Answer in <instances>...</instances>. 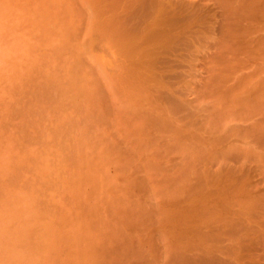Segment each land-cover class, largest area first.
<instances>
[{
  "label": "rangeland",
  "instance_id": "rangeland-1",
  "mask_svg": "<svg viewBox=\"0 0 264 264\" xmlns=\"http://www.w3.org/2000/svg\"><path fill=\"white\" fill-rule=\"evenodd\" d=\"M223 1L0 0V264H264V25Z\"/></svg>",
  "mask_w": 264,
  "mask_h": 264
},
{
  "label": "bare ground",
  "instance_id": "bare-ground-1",
  "mask_svg": "<svg viewBox=\"0 0 264 264\" xmlns=\"http://www.w3.org/2000/svg\"><path fill=\"white\" fill-rule=\"evenodd\" d=\"M223 1V0H222ZM228 1V0H227ZM224 2V1H223ZM225 2H226V0H225ZM230 2H232L231 4H230ZM160 3V2H159ZM206 3H207V1H206ZM217 4V3H216ZM228 9L229 10H227V9H225V10H227L225 13L227 14V12H229L228 13V17L227 16H225L224 14H222V16L223 17H226V24L228 23V21H229V23H231V25H234L235 27L236 26H238L239 24H241V23H239V22H241V21H244V20H246L247 22V25L245 26V29L248 31V30H250V31H257V30H261L262 29V27H263V25H264V0H229V2H228ZM160 7V6H159ZM158 7V8H159ZM219 7H220V5H219ZM226 7H227V5H226ZM226 7H223V8H221V10H222V13L225 11L224 10V8H226ZM155 10V9H154ZM160 10H162L161 8H160ZM209 10V9H208ZM220 10V9H219ZM224 10V11H223ZM159 12V11H158ZM161 12V11H160ZM221 13V12H220ZM221 16V15H220ZM221 16V17H222ZM232 17V18H230V17ZM222 17V18H223ZM224 20V19H223ZM170 21V20H169ZM210 21V20H209ZM231 21V22H230ZM222 22H224V21H222ZM206 23V22H205ZM228 23V24H229ZM133 24V23H132ZM230 25V24H229ZM163 26V25H162ZM166 26V25H165ZM201 26V25H200ZM213 26V25H212ZM234 26H233V28H234ZM226 27V26H225ZM228 27V26H227ZM194 28V27H193ZM207 28V27H206ZM224 28V27H223ZM243 29H244V27H243ZM245 29H244V31H245ZM263 29H264V27H263ZM204 30V29H203ZM225 30H226V28H225ZM214 31V30H213ZM264 31V30H263ZM158 32H160V31H158ZM262 32V31H261ZM180 34V33H179ZM232 35H234V37H237V34H236V31H234L233 33H231ZM230 34V35H231ZM245 34H246V31H245ZM255 35V34H254ZM175 36V35H174ZM202 36V35H201ZM229 36V35H228ZM246 36V35H245ZM252 36V35H251ZM205 37V36H204ZM232 37V36H231ZM230 37V38H231ZM233 37V38H234ZM247 37V36H246ZM263 37V36H262ZM252 38V37H251ZM254 38V37H253ZM195 39V38H194ZM199 39H201V38H199ZM229 39V38H228ZM239 39V38H238ZM237 39V40H238ZM241 39V38H240ZM255 40H256V42H254V43H256L257 44V46H260L259 44H260V42H261V40L262 39H260V41H259V43H258V41H257V39L256 38H254ZM184 40V39H183ZM207 40V39H206ZM230 40V39H229ZM232 40V39H231ZM235 40V39H234ZM237 40H235L236 42H237ZM250 41H251V44H250V42H248L249 44L248 45H250V49L251 50H253L251 47H252V45H253V39H249ZM259 40V39H258ZM264 40V39H263ZM200 41V40H199ZM220 42V41H219ZM225 42V41H224ZM223 42V43H224ZM239 42V41H238ZM264 42V41H263ZM262 42V43H263ZM139 43H140V41H139ZM235 43V42H234ZM203 44V43H202ZM221 44V43H220ZM219 44V45H220ZM226 44V43H225ZM224 44V45H225ZM180 45V44H179ZM222 45V44H221ZM220 45V46H221ZM227 45V44H226ZM237 45V44H236ZM262 45V44H261ZM264 45V44H263ZM262 45V46H263ZM200 46V45H199ZM222 47V46H221ZM229 47V46H228ZM233 47H235V46H233ZM232 47V48H233ZM203 48V47H202ZM212 48V47H211ZM225 48V47H224ZM230 48V47H229ZM237 49V51H239V48H236ZM259 49H261V48H259ZM143 50V49H142ZM255 50H256V48H255ZM263 50V49H262ZM230 51V50H229ZM228 51V52H229ZM245 51V50H244ZM244 54V53H243ZM242 54V55H243ZM246 54H247V52H246ZM237 55V54H236ZM241 55V56H242ZM251 55V54H250ZM248 56V55H247ZM212 57V56H211ZM224 57H225V59H226V56L224 55ZM246 57V56H245ZM252 57V56H251ZM215 59V58H214ZM217 59V58H216ZM228 59V58H227ZM226 59V60H227ZM250 59V58H249ZM257 59V58H256ZM190 60V59H189ZM212 60V59H211ZM225 60V61H226ZM234 60V59H233ZM228 61V60H227ZM232 61V60H231ZM189 62V61H188ZM194 62V61H193ZM229 62V61H228ZM238 62V61H237ZM263 62H264V60H263ZM213 64V63H212ZM219 64V63H218ZM238 64V63H237ZM256 64V63H255ZM117 65V64H116ZM206 65V64H205ZM220 65V64H219ZM194 66V65H193ZM211 67V66H210ZM218 67V66H217ZM222 67V66H221ZM220 67V68H221ZM216 68V67H215ZM231 68V67H230ZM229 68V69H230ZM118 69V68H117ZM192 70H193V68H192ZM191 70V71H192ZM196 70V69H195ZM198 70V69H197ZM224 70V69H223ZM232 70V69H231ZM243 70V69H242ZM149 71V70H148ZM216 71H218V69L216 70ZM233 71V70H232ZM208 72V71H207ZM220 72V71H219ZM226 72V71H225ZM229 72V71H228ZM235 72V71H234ZM242 72V71H241ZM184 73V72H183ZM186 73V72H185ZM218 73V72H217ZM221 73V72H220ZM233 73V72H232ZM171 74V73H170ZM226 74V73H225ZM139 75V74H138ZM184 75V74H183ZM220 75V74H219ZM263 75V74H262ZM146 76V75H145ZM187 76V75H186ZM214 76V75H213ZM224 76V75H223ZM140 77V76H139ZM212 77V76H211ZM240 77V76H239ZM256 77V76H255ZM202 78V77H201ZM208 78V77H207ZM224 78H225V76H224ZM231 78V77H230ZM229 78V79H230ZM257 78V77H256ZM196 79V78H195ZM261 80V79H260ZM198 81V80H197ZM206 81V80H205ZM209 80H207V82H208ZM211 81V80H210ZM144 82V81H143ZM142 82V83H143ZM229 82H231V80L229 81ZM250 81L248 80V83H249ZM217 83V82H216ZM233 83V82H232ZM251 83H253V82H251ZM219 84H224V83H219ZM258 84V83H257ZM189 85V84H188ZM229 85V84H228ZM161 86V85H160ZM202 86V85H201ZM205 86H206V84H205ZM212 86H217V85H213L212 84ZM226 86V85H225ZM182 87V86H181ZM190 87V86H189ZM184 88V87H183ZM224 88V87H223ZM243 88V87H242ZM263 88V87H262ZM185 89V88H184ZM218 89V88H217ZM230 89V88H229ZM233 90L234 89H237V87H233L232 88ZM244 89V88H243ZM242 89V90H243ZM187 90V89H186ZM215 90V89H214ZM213 91V90H212ZM226 91V90H225ZM230 91V90H229ZM241 91V90H240ZM243 91H245V90H243ZM179 92V91H178ZM207 92V91H206ZM242 92V91H241ZM247 92V91H246ZM154 94L156 93V92H153ZM152 93V94H153ZM158 93V92H157ZM211 93V92H210ZM228 93H230V92H228ZM233 93V92H232ZM159 94V93H158ZM203 94V93H202ZM219 94V93H218ZM218 94H216V95H218ZM199 96V95H198ZM227 96V95H226ZM238 96V95H237ZM145 97V96H144ZM143 97V98H144ZM155 97V95L153 96V98ZM212 97V96H211ZM221 97V96H220ZM199 98V97H198ZM215 98V97H214ZM217 98V97H216ZM215 98V99H216ZM222 98V97H221ZM224 98V97H223ZM246 98V97H245ZM247 98H249V97H247ZM158 99V98H157ZM183 99V98H182ZM204 99V98H203ZM207 99V98H206ZM214 99V100H215ZM217 99H219V97L217 98ZM256 99H259V97H255V100ZM148 100V99H147ZM147 100H146V103H147ZM153 100V99H152ZM189 100V99H188ZM231 100H233V98L231 99ZM249 100V99H248ZM254 100V99H253ZM254 100V104L252 103V108L253 107H255V108H257V110H259L258 112H260L261 111V108L263 107L264 108V101H262L261 99V101L260 100H258V101H255ZM170 101V100H169ZM197 101V100H196ZM217 101V100H216ZM234 101V100H233ZM246 101V100H245ZM150 102H152V101H150ZM158 102V101H157ZM187 102V101H186ZM192 102V101H191ZM194 102V101H193ZM198 102V101H197ZM196 102V103H197ZM213 102V101H212ZM240 102V101H239ZM255 102H257L258 104H256ZM261 102V103H260ZM160 103V102H159ZM200 103H202V102H200ZM232 103V102H231ZM231 103H229L230 104V106H231ZM237 103V102H236ZM143 104V103H142ZM153 104V103H152ZM157 104V103H156ZM244 104H247V103H244ZM155 105V104H154ZM153 105V106H154ZM190 105V104H189ZM227 105V104H226ZM237 105V104H236ZM248 105V104H247ZM246 105V106H247ZM257 105H259V106H257ZM143 106V105H142ZM174 106V105H173ZM185 106V105H184ZM193 106V105H192ZM202 106V105H201ZM244 106V105H243ZM188 107V106H187ZM227 107H228V105H227ZM236 107V106H235ZM147 108V107H146ZM165 108V107H164ZM204 108V107H203ZM232 108V107H231ZM239 108H241V107H239ZM244 108V107H243ZM248 108V107H247ZM262 108V109H263ZM201 110V109H200ZM204 110H206V109H204ZM218 110V109H217ZM224 110V109H223ZM244 110H247V109H244ZM243 110V111H244ZM249 110V109H248ZM221 111V110H220ZM210 113V112H209ZM231 113V112H230ZM205 114V113H204ZM262 115V122L260 121V120H258L259 122H254L252 125H250V126H248V129H252V128H254V129H258V132L260 131L263 135H264V112H263V114H262V112H260L259 113V115ZM231 115V114H230ZM221 116V115H220ZM255 116H258V115H255ZM157 117V116H156ZM259 117V116H258ZM204 118H206V117H204ZM251 119V118H250ZM260 119H261V117H260ZM183 120V119H182ZM187 120V119H186ZM209 120V119H208ZM234 120V119H233ZM241 121V120H240ZM245 122V121H244ZM261 122V123H260ZM212 123H214V121L212 122ZM129 124V123H128ZM146 124V123H145ZM219 124H221V123H219ZM223 125H224V123H222ZM226 124V123H225ZM193 125V124H192ZM195 125V124H194ZM146 126V125H145ZM165 126V125H164ZM225 126H227V125H225ZM174 127V126H173ZM206 127V126H205ZM221 127V126H220ZM236 127V126H235ZM185 128V127H184ZM216 128H218V127H216ZM222 129L224 128V126L223 127H221ZM229 128H230V126H229ZM233 128V127H232ZM175 129V128H174ZM190 129V128H189ZM226 129L228 130V128L226 127ZM239 129V128H238ZM221 130V129H220ZM224 130V129H223ZM223 130H221L222 132H223ZM231 130V129H230ZM244 130H245V128H244ZM165 131V130H164ZM217 131V130H216ZM220 131V132H221ZM226 131V130H225ZM232 131V130H231ZM249 131V130H248ZM203 132V131H202ZM210 132H211V130H210ZM213 132H215L214 130H213ZM227 132V131H226ZM233 132V131H232ZM236 132H237V129H236V131L235 132H233V133H235V135L234 136H236ZM241 132V131H240ZM256 132V131H255ZM255 132L253 133V135L255 136ZM257 132V133H258ZM173 133V132H172ZM184 133V132H183ZM186 133V132H185ZM178 134H180V133H178ZM192 134V133H191ZM214 134V133H213ZM220 134V133H219ZM242 134V133H241ZM155 135V134H154ZM177 135V134H176ZM193 135V134H192ZM207 135V134H206ZM220 136V135H219ZM233 136V137H234ZM239 136V135H238ZM242 136V135H241ZM253 136V137H254ZM260 136V135H259ZM146 137V136H145ZM237 137V136H236ZM243 137V136H242ZM250 137V136H249ZM176 138V137H175ZM178 138V137H177ZM239 138H240V136H239ZM262 138V137H261ZM174 139V138H173ZM187 139H189V138H187ZM186 139V140H187ZM147 140V139H146ZM150 140V139H149ZM169 140V139H168ZM226 139L224 138V141H225ZM229 140V139H228ZM231 140V139H230ZM239 140H241V138L239 139ZM257 140V139H256ZM258 140H261V139H259L258 138ZM148 141V140H147ZM189 141V140H188ZM187 141V142H188ZM236 141V140H235ZM238 141V140H237ZM248 141V140H247ZM190 142V141H189ZM196 142V141H195ZM201 142V141H200ZM209 142V141H208ZM218 142H219V140H218ZM227 142V141H226ZM229 142V141H228ZM227 142V143H228ZM234 142V141H233ZM232 142V143H233ZM203 143V142H202ZM206 143V142H205ZM225 143V142H224ZM251 143V142H250ZM249 143V144H250ZM253 143V142H252ZM256 143V142H255ZM258 143H260V142H258ZM197 144H199V143H197ZM204 144V143H203ZM219 144V143H218ZM222 144H223V142H222ZM248 144V145H249ZM257 144V143H256ZM220 145H221V143H220ZM224 145V144H223ZM227 145H230V144H227ZM240 145V144H239ZM254 145V144H253ZM131 146V145H130ZM195 146V145H194ZM205 146V145H204ZM213 146V145H212ZM257 146V145H256ZM133 147V146H132ZM249 147V146H248ZM134 148V147H133ZM233 148H235V147H233ZM197 149V148H196ZM219 149V148H218ZM251 149V148H250ZM254 149V148H253ZM252 149V150H253ZM220 150V149H219ZM237 150V149H236ZM255 150V149H254ZM253 150V151H254ZM173 151V150H172ZM233 151V150H232ZM250 151V150H249ZM138 152H139V150H138ZM207 152V151H206ZM216 152V151H215ZM255 152V151H254ZM258 152V151H257ZM140 153V152H139ZM198 153V152H197ZM208 153V152H207ZM143 154V153H142ZM203 154V153H202ZM221 154V153H220ZM183 155V154H182ZM205 155V154H204ZM231 155V154H230ZM240 155V154H239ZM262 155V154H261ZM214 156H215V154H214ZM224 156V155H223ZM234 156V155H233ZM192 157V156H191ZM207 157V156H206ZM247 157V156H246ZM257 157H258V155H257ZM239 158V157H238ZM261 158V157H260ZM198 159H200V157L198 158ZM202 160H203V158H201ZM224 159V158H223ZM192 160V159H191ZM210 160V159H209ZM254 160H255V158H254ZM215 161V160H214ZM233 161V160H232ZM236 161V160H235ZM255 161H257V160H255ZM202 162V161H201ZM258 162V161H257ZM129 163V162H128ZM241 163V162H240ZM262 163V162H261ZM215 165V164H214ZM247 165V164H246ZM241 166V165H240ZM229 168V167H228ZM223 169V168H222ZM208 173V172H207ZM212 174V173H211ZM205 176V175H204ZM229 176V175H228ZM261 176V175H260ZM263 177V176H262ZM264 178V177H263ZM227 179V178H226ZM230 179V178H229ZM232 179V178H231ZM209 180V179H208ZM228 181V180H227ZM230 181V180H229ZM225 182V181H224ZM228 183V182H227ZM226 184V183H225ZM226 186V185H225ZM228 188H230V187H228ZM238 190V189H237ZM222 191V190H221ZM236 191V190H235ZM210 192V191H209ZM226 192V191H225ZM240 193V192H239ZM236 194V193H235ZM202 195V194H201ZM205 195H207V194H205ZM225 195V194H224ZM206 197V196H205ZM209 197V196H208ZM241 205V204H240ZM221 206V205H220ZM225 206V205H224ZM223 208V207H222ZM238 210V209H237ZM220 212V211H219ZM228 212V211H227ZM223 213V212H222ZM242 213V212H241ZM256 213V212H255ZM255 216V215H254ZM221 219V218H220ZM225 220V219H224ZM222 221V220H221ZM228 221V220H227ZM221 223H223V222H221ZM219 224V223H218ZM232 224V223H231ZM236 226V225H235ZM124 235V234H123ZM126 236V235H125ZM240 238V237H239ZM239 242V241H238ZM231 244V243H230ZM253 244V243H252ZM240 246V245H239ZM241 247V246H240ZM243 247V246H242ZM242 247H241V249H242ZM227 249V248H226ZM233 249V248H232ZM260 249V248H259ZM246 251H248V250H246ZM257 251V250H256ZM229 252V251H228ZM250 253V252H249ZM240 254V253H239ZM237 255V254H236ZM252 255V254H251ZM256 255V254H255ZM237 258V257H236ZM97 261V260H96Z\"/></svg>",
  "mask_w": 264,
  "mask_h": 264
}]
</instances>
